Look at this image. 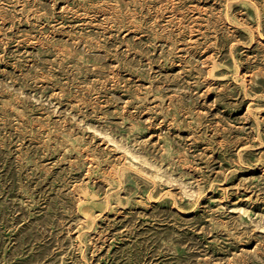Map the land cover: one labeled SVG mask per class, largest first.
<instances>
[{"label": "rangeland", "instance_id": "rangeland-1", "mask_svg": "<svg viewBox=\"0 0 264 264\" xmlns=\"http://www.w3.org/2000/svg\"><path fill=\"white\" fill-rule=\"evenodd\" d=\"M0 264H264V0H0Z\"/></svg>", "mask_w": 264, "mask_h": 264}, {"label": "bare ground", "instance_id": "bare-ground-1", "mask_svg": "<svg viewBox=\"0 0 264 264\" xmlns=\"http://www.w3.org/2000/svg\"><path fill=\"white\" fill-rule=\"evenodd\" d=\"M184 166V165H183Z\"/></svg>", "mask_w": 264, "mask_h": 264}]
</instances>
